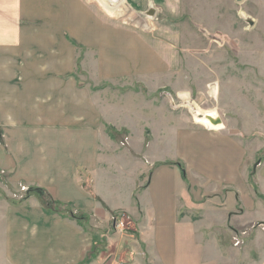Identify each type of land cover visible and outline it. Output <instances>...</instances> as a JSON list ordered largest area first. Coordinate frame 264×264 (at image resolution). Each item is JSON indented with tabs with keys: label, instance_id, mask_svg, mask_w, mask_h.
I'll return each mask as SVG.
<instances>
[{
	"label": "crops",
	"instance_id": "crops-1",
	"mask_svg": "<svg viewBox=\"0 0 264 264\" xmlns=\"http://www.w3.org/2000/svg\"><path fill=\"white\" fill-rule=\"evenodd\" d=\"M98 1L106 16L78 20L79 0H0V264H264V140L175 111L162 92L181 70L156 49L174 41Z\"/></svg>",
	"mask_w": 264,
	"mask_h": 264
},
{
	"label": "rangeland",
	"instance_id": "rangeland-1",
	"mask_svg": "<svg viewBox=\"0 0 264 264\" xmlns=\"http://www.w3.org/2000/svg\"><path fill=\"white\" fill-rule=\"evenodd\" d=\"M102 2L117 10L118 24L133 28L146 38L156 35L162 45L174 41L173 47L169 45L171 49L157 46L156 49L169 64H174V69L181 70L173 76L170 91L164 89L162 92L175 111L186 113L196 121L210 120L207 115L220 116L223 120L237 123L238 136L243 139L257 141L254 145L264 140L260 128L264 119V0H178L175 3L178 17L170 19L167 25L161 23L163 13L169 16L171 11L168 0ZM78 6L85 9L77 10L81 12L78 20L87 19L88 12L98 19L100 15L108 14L103 13L107 8L98 0H79ZM63 8L61 16L65 18L70 11ZM68 37L66 29H62L61 38L68 41ZM150 40L154 44V40ZM51 47L53 44H46V48ZM30 50L35 51L33 48ZM29 63L31 66L32 61ZM76 74L78 78L79 74H84L81 63ZM247 127L249 131L245 129ZM108 129L116 131L111 126ZM259 152V157L264 155V146ZM255 162L253 159L252 167ZM26 192L38 191L32 188ZM24 195L25 190L15 192L14 202H19ZM58 209L62 210L61 207ZM66 209L63 207V214H67ZM259 227L264 228V224H254L252 230ZM240 232L241 237L238 234L233 236L237 244L244 240L245 233Z\"/></svg>",
	"mask_w": 264,
	"mask_h": 264
},
{
	"label": "trees",
	"instance_id": "trees-1",
	"mask_svg": "<svg viewBox=\"0 0 264 264\" xmlns=\"http://www.w3.org/2000/svg\"><path fill=\"white\" fill-rule=\"evenodd\" d=\"M253 176H254V173L251 174V177H250V180L252 179V182H253ZM41 191H42V198H43V204L44 206L53 211V212H58V213H64L63 211V207L64 208H67L66 209V213L67 215H70L72 218H76L80 223H83L84 219H85V215H78L77 213H75L71 208H69L67 205H62V204H58L57 202H54L50 196L46 193H44V191L39 188ZM58 207H61L62 210H59Z\"/></svg>",
	"mask_w": 264,
	"mask_h": 264
},
{
	"label": "built area",
	"instance_id": "built-area-1",
	"mask_svg": "<svg viewBox=\"0 0 264 264\" xmlns=\"http://www.w3.org/2000/svg\"><path fill=\"white\" fill-rule=\"evenodd\" d=\"M211 124H213V123H211ZM209 127H212V126H209ZM115 224H116L115 227L117 229H119L120 231L124 230L126 228V226H127V224H126V214L123 213V212L122 213H119L117 215V217H116Z\"/></svg>",
	"mask_w": 264,
	"mask_h": 264
},
{
	"label": "water",
	"instance_id": "water-1",
	"mask_svg": "<svg viewBox=\"0 0 264 264\" xmlns=\"http://www.w3.org/2000/svg\"><path fill=\"white\" fill-rule=\"evenodd\" d=\"M207 117L210 119L211 123H213L214 125L223 124V119L220 116L212 117L210 115H207ZM33 189L38 191L39 193L42 192L39 188H33Z\"/></svg>",
	"mask_w": 264,
	"mask_h": 264
}]
</instances>
